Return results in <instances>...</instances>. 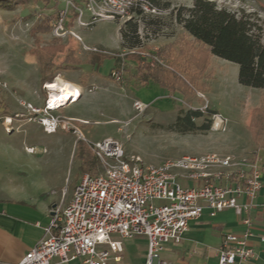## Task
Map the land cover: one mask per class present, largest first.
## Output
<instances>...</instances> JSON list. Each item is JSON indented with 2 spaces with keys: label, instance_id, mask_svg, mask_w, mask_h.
<instances>
[{
  "label": "rangeland",
  "instance_id": "1",
  "mask_svg": "<svg viewBox=\"0 0 264 264\" xmlns=\"http://www.w3.org/2000/svg\"><path fill=\"white\" fill-rule=\"evenodd\" d=\"M67 1L50 0L48 3L30 1L26 4H17L13 8H0V80L7 82L8 86L7 89L0 88V95L8 96L4 99L5 102L9 104L8 100H15L14 92L16 95L19 93L15 86L29 87L34 84L38 70L35 56L32 54L35 44L30 29L38 18L52 14V29L43 35L39 34V46L52 43L66 47L73 43V39L76 46L81 49L80 57L83 60L88 53L94 54L97 60L93 72L99 76L100 87L96 89L94 95L85 97L77 103L68 104L69 106L63 110L66 114L88 118L89 122L85 120L86 124H78L86 140L93 142L105 137L116 139L121 143L126 157H137L147 165H158L165 159L183 155L197 156L207 153L241 155L256 147L252 134L259 126L261 129L263 128L261 126H264V88L239 84L237 64L212 56L203 72L202 80L206 87L200 91L186 93L167 88L152 78L144 82L136 81L135 61L126 54L111 55L129 50L144 51L157 56L159 63L156 65L173 70L180 76L176 70L170 68L169 62L172 60L179 62L181 69L186 66L185 59L176 57L177 49L185 40L192 39L186 35L181 23L176 20V13L179 11L186 16L193 0H154L161 10L159 15L136 14L128 23L122 20H98L89 23L91 21L89 13L84 11L82 20L89 23L85 26L78 23L77 14L69 4L63 20V29L66 33L56 36L53 27L60 18L61 11L65 10ZM213 1L218 7L229 10L243 9L264 18V0ZM75 4L84 8L82 0H76ZM120 28L126 34L124 46L121 43L119 46ZM68 31H72L80 39H76ZM83 43L88 44L90 49L86 50ZM169 44L173 45V50L168 57L158 55L160 48ZM62 58L59 53L54 58L56 69ZM66 70L69 68L60 67L57 72ZM112 70L121 71L120 81H115L110 76ZM182 70L181 73L184 74L185 70ZM107 79L111 82L106 81L107 84L104 85L103 80ZM39 94L42 95L43 91H39ZM4 100H0V105L9 112L13 106L11 103L8 106ZM135 101L143 104L142 110L134 107ZM194 111L200 113L198 117H191V122L196 128L182 131L187 126L185 116ZM214 118L222 120L217 129L212 127ZM262 130L264 132V128ZM9 134L0 128V149L5 151L3 154L31 156L36 165L33 170L42 174L46 172H52L54 176L66 174L68 182L65 184L66 188L69 186L71 189L78 182L81 173L77 170L78 161L74 157L75 142L78 138L71 131H55L48 135L38 125L26 122ZM25 142L28 145L34 143L44 145L40 148L42 153L48 154L51 150L55 152L45 156L41 153L36 154L35 147H28L33 149L32 153L35 154L26 155L19 152ZM56 148H59L57 152ZM69 193L68 191L62 197L60 202L62 205L66 203Z\"/></svg>",
  "mask_w": 264,
  "mask_h": 264
},
{
  "label": "built area",
  "instance_id": "2",
  "mask_svg": "<svg viewBox=\"0 0 264 264\" xmlns=\"http://www.w3.org/2000/svg\"><path fill=\"white\" fill-rule=\"evenodd\" d=\"M75 2L68 0L65 10L61 11L53 27L56 36L66 33L63 20L69 4L82 26L98 20L125 22L136 14L161 13L154 0H82L84 8ZM84 11L89 13V23L82 20ZM68 32L80 39L72 31ZM128 53H137L150 66L159 63L157 56L144 51L129 50L111 55ZM110 76L115 81L122 79L120 70H112ZM7 87V83L0 80V88ZM57 93V90H48L41 107L18 100L22 111L0 117L4 131L13 130L14 120L35 122L46 133L58 128L71 131L88 143L98 161V170L80 176L69 200L50 209L42 237L12 264H66L73 260L81 264H122L123 242L138 236L145 239L144 264H175L161 253L167 244L181 242L189 222L198 218L203 208H208L211 215L233 209L243 227L239 233L222 235L216 251L218 264H236L256 257L251 244L250 211L257 207L255 199L264 187V148L241 155H183L165 159L158 165L143 164L137 157H126L116 139L86 140L78 126L86 124L85 120L57 113L60 107L75 102L80 92L77 90V94L62 105L53 100L52 94ZM134 107L142 110L144 106L135 101ZM219 120L221 125L222 120ZM240 198H244V202H240ZM259 241L264 243V234L259 235ZM0 264L9 263L0 261Z\"/></svg>",
  "mask_w": 264,
  "mask_h": 264
},
{
  "label": "crops",
  "instance_id": "3",
  "mask_svg": "<svg viewBox=\"0 0 264 264\" xmlns=\"http://www.w3.org/2000/svg\"><path fill=\"white\" fill-rule=\"evenodd\" d=\"M72 41V44H68L64 47V51L59 53L63 58L59 62V67H57V69L66 67L70 71L57 72L54 62V71H56L53 73L52 78L42 81L39 65L35 59L38 76L34 80V84L29 87L15 86L19 93L16 95L14 92L15 100H8L13 107L9 112H6L0 105V117L3 115L12 116L14 113L22 111V108L18 105V100L29 102L35 107H41L47 98L48 90H50L44 84H49L55 77H60L61 80L71 84L75 90L77 89L80 92L77 100L73 103L95 94L96 89L100 87L98 83L99 76L93 72L95 64L86 62L92 54L88 53L83 60L80 57L81 49L76 46L75 40L72 39ZM120 43L119 36V46ZM51 44L44 43L42 46ZM84 46L90 47L88 44L83 43ZM69 51L72 52V58L78 60V62H64V57ZM103 81H105L103 82L104 85L107 84L106 81L111 82L108 79ZM41 90L43 91L42 95L39 94ZM7 97L6 94H1L0 100L7 99ZM10 103H7V105L10 106ZM68 106L60 107L57 113L66 117L88 120L86 117L64 113L63 110ZM26 122L14 120L12 122L13 130ZM29 123H34L42 129L35 122L29 121ZM0 128L4 131L1 119ZM56 131L65 132L59 128ZM43 132L46 133L44 130ZM6 133L9 134V132ZM46 134L50 135L52 133ZM41 146L44 145L36 143L28 145L25 142L19 152L26 155L41 153L45 156L55 152L51 150L48 154L42 153ZM28 147H35V153L27 151ZM56 149L57 152L59 148ZM4 152L0 149V261L12 264L17 262L42 237L43 227L49 222L50 209L58 205L62 197L69 191L68 201L74 186L78 182L71 189L68 184V188H66L65 184L68 183L66 174L65 176L62 174L61 176L58 174L54 176L52 172L39 173L33 170L36 165L34 158L31 156L30 158L21 154L5 155ZM64 158L67 173L66 155ZM244 200V198L239 199L240 202H244ZM255 202L257 207L250 211V217L253 232L251 244L256 252V257L250 261L236 264H264V243L259 241V235L264 234V207H262V204H264V187L260 190ZM242 229L240 220L233 209H224L211 215L208 208H203L200 216L189 222L181 242L179 244H167L161 256L175 264H218L216 251L222 241V235L226 232L239 233ZM145 252L146 246L143 237L138 236L125 240L123 242L122 264H144ZM66 264H81V262L73 260Z\"/></svg>",
  "mask_w": 264,
  "mask_h": 264
},
{
  "label": "trees",
  "instance_id": "4",
  "mask_svg": "<svg viewBox=\"0 0 264 264\" xmlns=\"http://www.w3.org/2000/svg\"><path fill=\"white\" fill-rule=\"evenodd\" d=\"M30 1L48 3L50 0H0V8H13L17 4H26ZM51 17L52 14L38 18L30 29L35 44L32 54L38 62L42 81L52 78L54 58L64 51L62 45L39 46V34L52 29ZM176 20L181 23L186 35L192 39L185 40L177 49L176 57L187 61L186 66L182 68L185 70L184 74L181 73L183 71L181 64L175 60L169 62L170 68L176 70L180 76L161 65L150 66L142 61L137 53H129L127 57L133 59L136 64L134 74L136 81L144 82L152 78L170 89H178L186 93L200 91L206 87L202 80L203 72L211 57L216 56L237 64L239 84L264 88V18L255 12H245L243 9L229 10L218 7L213 0H193L192 6L187 9V15L183 16L178 11ZM128 22L129 20L125 23ZM119 35L121 45L124 46L126 34L122 28L119 29ZM172 50L173 45L169 44L162 46L157 53L166 58ZM69 61L78 62L72 58L71 51L64 57V62L70 63ZM96 61L94 54L86 60L90 64H95ZM199 115L200 113L196 111L189 112L184 118L187 122L186 129L182 131L195 129L191 117ZM205 127L200 126V128ZM262 129L259 126L252 134L256 146L254 149L264 148ZM74 157L79 162L78 170L81 173H94L98 170V161L84 140L78 139L75 142Z\"/></svg>",
  "mask_w": 264,
  "mask_h": 264
},
{
  "label": "bare ground",
  "instance_id": "5",
  "mask_svg": "<svg viewBox=\"0 0 264 264\" xmlns=\"http://www.w3.org/2000/svg\"><path fill=\"white\" fill-rule=\"evenodd\" d=\"M48 84V83H47ZM47 88H49L50 90H57L58 93L57 94H52L53 97H55L53 100L60 101L58 104L62 105L64 104L63 102H67L73 95L77 94V91L75 90V88L60 79V77H55L47 86ZM215 126L213 125V129H217L218 126L220 125V120L219 118L216 119L215 121ZM29 152H32L33 150L30 149H26Z\"/></svg>",
  "mask_w": 264,
  "mask_h": 264
}]
</instances>
